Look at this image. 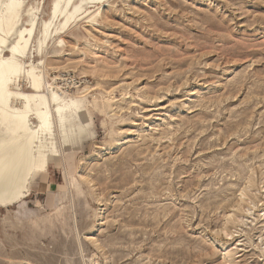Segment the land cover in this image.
<instances>
[{"label":"rangeland","instance_id":"1","mask_svg":"<svg viewBox=\"0 0 264 264\" xmlns=\"http://www.w3.org/2000/svg\"><path fill=\"white\" fill-rule=\"evenodd\" d=\"M52 3L24 62L81 113L0 209V264H264V0H110L42 41Z\"/></svg>","mask_w":264,"mask_h":264},{"label":"bare ground","instance_id":"2","mask_svg":"<svg viewBox=\"0 0 264 264\" xmlns=\"http://www.w3.org/2000/svg\"><path fill=\"white\" fill-rule=\"evenodd\" d=\"M27 1L0 0V209L24 206L33 181L46 172L50 162H57L54 124L63 128L81 113L78 100L64 101L54 91L53 84L43 80L42 71L24 62L27 47L33 42L37 29L36 16L24 26L16 27ZM109 1L53 0L49 18L40 30L42 41L46 40L51 25L60 16L65 18L61 23L65 27L83 8L84 13L91 16ZM90 4L94 5L92 12L87 10ZM13 37L14 42L8 43ZM2 49L6 50L7 56L2 54ZM22 77L28 81L31 92L14 90L13 86ZM63 138L66 139V135Z\"/></svg>","mask_w":264,"mask_h":264}]
</instances>
